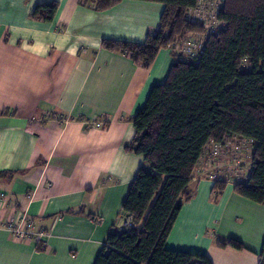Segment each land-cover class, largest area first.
Listing matches in <instances>:
<instances>
[{"label":"crops","instance_id":"0c3cea01","mask_svg":"<svg viewBox=\"0 0 264 264\" xmlns=\"http://www.w3.org/2000/svg\"><path fill=\"white\" fill-rule=\"evenodd\" d=\"M52 1V21L31 18L38 3ZM162 10L142 0L104 11L89 0H0V264H93L108 234L122 230L121 205L144 163L125 151L131 117L175 59L161 48L145 68L101 41L143 42ZM212 186L193 176L165 246L204 253L213 264H257L264 205L233 183L219 194ZM20 218L31 237L5 227ZM231 238L244 248L216 244Z\"/></svg>","mask_w":264,"mask_h":264},{"label":"trees","instance_id":"16d2710c","mask_svg":"<svg viewBox=\"0 0 264 264\" xmlns=\"http://www.w3.org/2000/svg\"><path fill=\"white\" fill-rule=\"evenodd\" d=\"M89 1L94 10L104 11L120 0ZM142 1L163 4L157 28L143 42L103 39L101 47L145 68L161 48H170L175 60L131 117L134 135L125 151L142 155L144 163L121 205L128 225L108 234L93 264H213L204 253L169 249L165 241L212 145L252 140L248 177L234 182L233 190L264 205V0H224L217 14L222 28L204 36L192 61L181 59L177 48L188 34L204 32L186 17L198 0ZM57 8V1L38 3L30 16L49 22ZM227 183L215 180L212 190L219 194ZM216 244L244 248L233 238ZM257 264H264V242Z\"/></svg>","mask_w":264,"mask_h":264},{"label":"built area","instance_id":"2783aa9c","mask_svg":"<svg viewBox=\"0 0 264 264\" xmlns=\"http://www.w3.org/2000/svg\"><path fill=\"white\" fill-rule=\"evenodd\" d=\"M224 0H198L196 6L188 10L186 17L189 21L201 25L204 32L200 35L188 34L178 46L181 59L192 61L197 59L201 53L204 36L218 32L223 24L218 20L217 14L222 8ZM103 122H95L94 127H102ZM252 140L247 139L234 144L221 146L212 145L208 155L204 157L200 168L195 174L204 175L207 179L215 181L225 179L228 183L244 182L250 169L246 167L247 159L250 157ZM229 148L230 150H227ZM242 157V158H241ZM5 193L0 191V198ZM124 222L123 226H127ZM15 238H29L32 236V225L24 218L16 222L10 221L5 225Z\"/></svg>","mask_w":264,"mask_h":264},{"label":"rangeland","instance_id":"374dc122","mask_svg":"<svg viewBox=\"0 0 264 264\" xmlns=\"http://www.w3.org/2000/svg\"><path fill=\"white\" fill-rule=\"evenodd\" d=\"M243 68H246L245 65L243 66Z\"/></svg>","mask_w":264,"mask_h":264}]
</instances>
